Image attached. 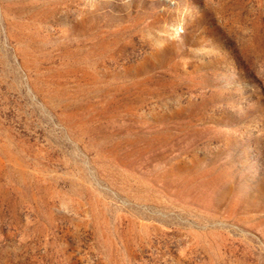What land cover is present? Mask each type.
<instances>
[{"label":"rangeland","instance_id":"1","mask_svg":"<svg viewBox=\"0 0 264 264\" xmlns=\"http://www.w3.org/2000/svg\"><path fill=\"white\" fill-rule=\"evenodd\" d=\"M0 264H264V0H0Z\"/></svg>","mask_w":264,"mask_h":264}]
</instances>
